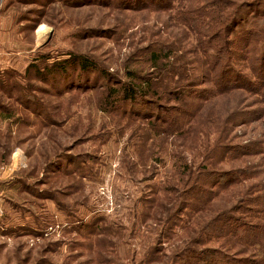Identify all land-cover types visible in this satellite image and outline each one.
<instances>
[{
  "label": "rangeland",
  "instance_id": "rangeland-1",
  "mask_svg": "<svg viewBox=\"0 0 264 264\" xmlns=\"http://www.w3.org/2000/svg\"><path fill=\"white\" fill-rule=\"evenodd\" d=\"M169 1L0 0V264H264V91L216 90ZM150 75V106L113 105Z\"/></svg>",
  "mask_w": 264,
  "mask_h": 264
},
{
  "label": "trees",
  "instance_id": "trees-1",
  "mask_svg": "<svg viewBox=\"0 0 264 264\" xmlns=\"http://www.w3.org/2000/svg\"><path fill=\"white\" fill-rule=\"evenodd\" d=\"M137 3L142 4L141 7H155L161 6L164 10L173 9L172 1L169 0H136ZM187 1V0H186ZM189 6L182 8L177 12L181 26L187 30H191L197 37L198 45L196 51L203 54L206 62L209 65L210 73H212L211 82L214 84L216 90L221 94H228L232 91H247L261 95L264 91V0H188ZM242 47V61L251 65L248 68L253 76L241 73L236 70L235 61L238 50ZM152 67H158L159 53H151ZM171 58V57H169ZM74 62L79 65L83 71H89L96 68L91 61L81 57L75 58ZM66 66V65H65ZM138 79L139 76H138ZM125 83L120 86L119 90L109 96L113 97V105L121 102L136 103L143 100L149 106L151 103V93L154 88V79L150 75L139 82ZM195 83V82H194ZM179 87L182 84H177ZM147 99V101H145ZM26 102H32L31 98H26ZM155 105V104H152ZM189 173H183V185L189 189L187 193L189 196L194 195L202 177L207 178L204 173H199L193 179ZM233 176V177H232ZM212 179H218L216 182H222L221 186H214L216 188H223V185L229 187L237 186L242 181L238 180L233 173L229 172L224 175H211ZM210 177V179H211ZM215 177V178H214ZM195 182V186L191 182ZM197 187V188H196ZM201 188V187H200ZM185 192V191H184ZM193 192V194H192ZM240 198V197H239ZM238 198V199H239ZM242 199V198H241ZM230 225V232L234 233L237 238H251L249 224H239L234 217H227ZM236 223V224H235ZM218 228L212 229V232H217ZM198 259L203 264H232L231 258L224 254H219L214 251H206ZM206 257V258H205Z\"/></svg>",
  "mask_w": 264,
  "mask_h": 264
},
{
  "label": "built area",
  "instance_id": "built-area-1",
  "mask_svg": "<svg viewBox=\"0 0 264 264\" xmlns=\"http://www.w3.org/2000/svg\"><path fill=\"white\" fill-rule=\"evenodd\" d=\"M0 215H2V210L0 209Z\"/></svg>",
  "mask_w": 264,
  "mask_h": 264
},
{
  "label": "water",
  "instance_id": "water-1",
  "mask_svg": "<svg viewBox=\"0 0 264 264\" xmlns=\"http://www.w3.org/2000/svg\"><path fill=\"white\" fill-rule=\"evenodd\" d=\"M2 1V0H1Z\"/></svg>",
  "mask_w": 264,
  "mask_h": 264
}]
</instances>
